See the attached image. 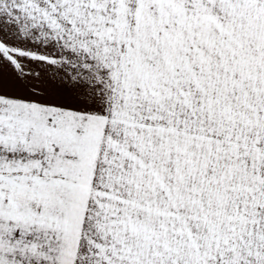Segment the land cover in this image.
I'll return each instance as SVG.
<instances>
[{"label": "snow or ice", "instance_id": "obj_1", "mask_svg": "<svg viewBox=\"0 0 264 264\" xmlns=\"http://www.w3.org/2000/svg\"><path fill=\"white\" fill-rule=\"evenodd\" d=\"M0 264H264V0H0Z\"/></svg>", "mask_w": 264, "mask_h": 264}]
</instances>
